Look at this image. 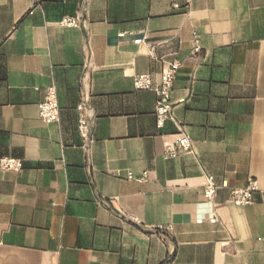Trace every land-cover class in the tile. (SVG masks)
<instances>
[{"label":"crops","instance_id":"0c3cea01","mask_svg":"<svg viewBox=\"0 0 264 264\" xmlns=\"http://www.w3.org/2000/svg\"><path fill=\"white\" fill-rule=\"evenodd\" d=\"M0 59V160L23 164L0 167V264H264V0H0ZM173 62L175 122L158 128L133 80ZM182 134L194 153L167 158ZM250 178L253 204L234 206Z\"/></svg>","mask_w":264,"mask_h":264},{"label":"built area","instance_id":"2783aa9c","mask_svg":"<svg viewBox=\"0 0 264 264\" xmlns=\"http://www.w3.org/2000/svg\"><path fill=\"white\" fill-rule=\"evenodd\" d=\"M192 0H172V5L175 10L187 9ZM60 26L64 28H78L81 25L79 16H65L59 21ZM135 43H141L137 40ZM195 47L193 54L197 55L201 52L200 42L194 34ZM180 64L173 62L169 64L160 75L158 80H154L150 74H140L134 77L133 84L137 91H149L155 94L156 110L155 118L158 128H163L167 122H175L172 113L171 94L177 80ZM39 118L46 124L58 123L60 119V107L58 102L57 90L55 86L47 89L45 100L39 104ZM78 120L77 130L83 142L91 140V120L88 115L87 101H82L77 106ZM193 141L187 134H182L178 141L167 148V158H178L183 154H193ZM0 167L3 171H21L23 164L19 159L3 158L0 160ZM128 180L138 182H146L148 180L147 173L140 177H135L132 173H128ZM220 187L216 184L215 178L209 176L204 187V197L208 202L213 201ZM258 191L257 181L250 178L247 185L243 188L233 189L230 194V203L236 207L250 206L254 202V194ZM163 230V228H159Z\"/></svg>","mask_w":264,"mask_h":264},{"label":"trees","instance_id":"16d2710c","mask_svg":"<svg viewBox=\"0 0 264 264\" xmlns=\"http://www.w3.org/2000/svg\"><path fill=\"white\" fill-rule=\"evenodd\" d=\"M6 75L4 64L2 63V60L0 59V79L2 80Z\"/></svg>","mask_w":264,"mask_h":264}]
</instances>
